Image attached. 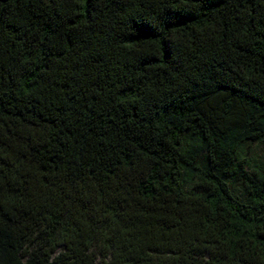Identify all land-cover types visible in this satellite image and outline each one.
Wrapping results in <instances>:
<instances>
[{
  "label": "trees",
  "instance_id": "obj_1",
  "mask_svg": "<svg viewBox=\"0 0 264 264\" xmlns=\"http://www.w3.org/2000/svg\"><path fill=\"white\" fill-rule=\"evenodd\" d=\"M0 264H264V0H0Z\"/></svg>",
  "mask_w": 264,
  "mask_h": 264
},
{
  "label": "snow or ice",
  "instance_id": "obj_2",
  "mask_svg": "<svg viewBox=\"0 0 264 264\" xmlns=\"http://www.w3.org/2000/svg\"><path fill=\"white\" fill-rule=\"evenodd\" d=\"M161 26L170 28L173 26V22L171 19L166 20L164 18H161V20L158 24H147V25H145V29L148 31H159Z\"/></svg>",
  "mask_w": 264,
  "mask_h": 264
},
{
  "label": "rangeland",
  "instance_id": "obj_3",
  "mask_svg": "<svg viewBox=\"0 0 264 264\" xmlns=\"http://www.w3.org/2000/svg\"><path fill=\"white\" fill-rule=\"evenodd\" d=\"M234 186V190L238 193L241 194L243 192V187L241 185L238 184H233Z\"/></svg>",
  "mask_w": 264,
  "mask_h": 264
}]
</instances>
